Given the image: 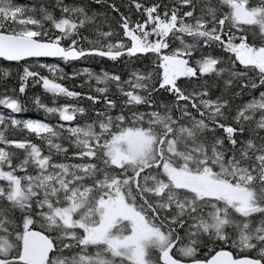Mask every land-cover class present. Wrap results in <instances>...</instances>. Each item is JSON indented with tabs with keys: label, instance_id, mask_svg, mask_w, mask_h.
Instances as JSON below:
<instances>
[{
	"label": "snow or ice",
	"instance_id": "1",
	"mask_svg": "<svg viewBox=\"0 0 264 264\" xmlns=\"http://www.w3.org/2000/svg\"><path fill=\"white\" fill-rule=\"evenodd\" d=\"M92 3L118 13L122 31L96 24L98 14L86 3L54 0L57 17L44 3L0 0V58L69 63L153 54L162 75L134 70L122 80L84 68L71 74L87 77L89 92L80 93L57 82L68 78L58 65H21L19 95L0 94V106L10 110L0 113V264H264V91L235 107L224 95L239 78L248 77L243 87L264 86V0L252 7L249 0H128L129 13L134 6L141 16L135 21L108 0ZM246 25L258 28L261 46L249 40ZM214 46L235 59L225 66V58L204 52ZM9 75L0 69V80ZM205 78L222 82L220 96L211 97ZM30 80L53 97L93 105L102 98L105 107L93 109L91 123L72 125L84 107L49 106L35 96L37 108L65 123L18 118L27 111L20 97ZM111 84L125 98L116 115ZM161 89L170 103H157ZM16 131L25 135L13 138ZM61 154L64 160L54 159ZM215 243L245 255L221 250L196 258L201 245Z\"/></svg>",
	"mask_w": 264,
	"mask_h": 264
},
{
	"label": "trees",
	"instance_id": "2",
	"mask_svg": "<svg viewBox=\"0 0 264 264\" xmlns=\"http://www.w3.org/2000/svg\"><path fill=\"white\" fill-rule=\"evenodd\" d=\"M14 2L17 5L20 6H26V7H32L36 6L39 7L41 3L47 4L50 11H53L54 15L59 17L61 15L59 9L53 8L54 0H14ZM66 4L69 5H79L82 3H86L90 5L89 11L90 12H96L98 14V18L96 21V24H99L104 30H108L109 28L121 32L122 30L119 29V26L117 24V21L120 19V16L118 13H114L111 11V9L107 8L106 5H100L92 3V0H64ZM141 3H144L146 5H151L152 3H161V4H168L170 0H140ZM215 3L216 0H213ZM108 3H115L118 7H120V11L127 14H131L132 20H138L141 19V16L135 12L134 6L132 8L131 13H129V10L126 5L128 3V0H108ZM261 3V0H249L248 7L252 6H259ZM218 6V5H217ZM107 13L108 15V22L104 23V14ZM90 28H94V26H89ZM245 29L248 30V36L249 40L253 43L254 46L259 47L262 44V41L260 39L259 30L255 26H242ZM85 34L92 35L93 38H95L94 33L92 32H86ZM185 39H190L188 37H185ZM179 42L177 41L176 44ZM204 52L206 53H212L216 56H221L225 58V66H228L231 61L235 59L234 55L231 53H225L222 52L219 48L213 47L211 49L205 48ZM37 59H29L28 61H21L19 63L17 62H7L2 59H0V69H7L10 72L9 77H7L4 80H0V94H4L5 91L7 95H19L18 93V87H19V74L22 72L21 65L27 64L30 68H35L36 65L33 63V61H36ZM39 63L43 64H49V65H58L60 68L64 70V73L67 74L68 78L63 80H57V82L61 83L62 85L66 86L70 90L80 92V93H88L89 88L88 85L85 83L87 77L83 74L80 76H77L75 78H72L73 72H81L84 68L90 69L93 73L100 74L101 69L114 74H119L122 78V80H126L129 78L130 73L132 71H139V72H146V71H152L155 74L159 73L162 75L163 69H159L156 67L157 60L154 58L153 54H149L147 57H141L140 59H133L132 61H129L127 57L122 58L118 61H111L108 59H101L99 57H85L77 61H71L69 63H64L60 59H38ZM235 64L237 66L238 70H243V66L239 65L238 61H235ZM42 75L45 76H51L50 73H48L47 69H38ZM248 76L256 79V82L259 83L258 77L254 72H249ZM209 80L210 85V95L214 99L217 96H220L222 94L223 84L222 82L217 83L213 85L212 81L213 78H205ZM248 77L239 78L236 81H234V84L231 86V89L229 92L224 93L225 98L232 99L233 107L235 105L247 102L251 100L253 97H258L260 92L264 91V86L257 87L255 89H252L250 87H243V83H248ZM90 83L94 87H103L104 85H96V82L90 81ZM181 84H186L187 86L191 87L190 84L185 80V78H181L179 81ZM16 88L17 92L13 93L11 89ZM239 92L240 95L233 97V93ZM92 95H97L94 91L91 92ZM108 95L115 99L117 102V107L113 109L112 115L119 114L121 111V108L123 107L122 101L125 99L123 96H121L115 88L114 84L110 85V91ZM157 103H170L173 100V97L165 92L163 89H161L158 93L155 94ZM39 96L40 100L43 104L49 105V106H57V105H79L81 107L85 108V113L82 115H78L77 119L72 123V125L80 124L83 125L85 123H91L94 119H96V113L93 111V109L96 110H103L105 105L104 101L101 98L100 102L93 105V103L85 98H67L63 96L59 97H53L52 94L47 93L44 91V89L39 85H32L31 80L29 81V86L26 89V94L23 97H20L26 108L27 111L24 113H21L18 118L26 119V118H32L35 120L45 121L50 124H58L62 123L59 121L58 116L54 114H46L43 109H39L36 107V105L33 103V97ZM55 101V104L53 103ZM140 111H145L146 106H138ZM0 111L8 115L10 113L9 109H6L2 106H0ZM127 111V109L125 110ZM11 131V130H10ZM25 135L24 133H20L18 131L15 132L13 138H20L21 136ZM217 136H223L224 133L222 130H217L216 132ZM247 135V133H245ZM33 139L35 143L40 145L44 152L47 153V146L42 144V142L38 139H36L34 136L30 137ZM65 146L67 145V142H63ZM75 151V148L70 147L69 148V154L71 152ZM54 159L57 161L64 160L63 154L54 156ZM18 162V161H17ZM66 162H79V161H66ZM258 219V217H257ZM36 230L41 231L39 228V225H37ZM183 234V233H181ZM211 249V250H210ZM218 250H225L229 251L233 254L234 257H242L245 255V253H241L238 249L232 248L230 246L223 245L222 243H215V244H209L208 247H204L203 245L200 246V251L198 253L197 259L205 260L208 258L212 253ZM89 251H94V249H90ZM174 252L176 249L173 250ZM154 255H158V253H154ZM247 255H252V253H247ZM127 264V262H125Z\"/></svg>",
	"mask_w": 264,
	"mask_h": 264
},
{
	"label": "water",
	"instance_id": "3",
	"mask_svg": "<svg viewBox=\"0 0 264 264\" xmlns=\"http://www.w3.org/2000/svg\"><path fill=\"white\" fill-rule=\"evenodd\" d=\"M0 59L4 60L3 58H0ZM29 59H58V58H53V57H41V58H29ZM4 61H5V60H4ZM7 62H10V61H7ZM38 231H39V230H38ZM218 251H221V250H218ZM218 251H215V252H218ZM224 251H225V250H224ZM215 252L212 253V254H211L208 258H206L205 260L210 259L211 256L215 254Z\"/></svg>",
	"mask_w": 264,
	"mask_h": 264
},
{
	"label": "rangeland",
	"instance_id": "4",
	"mask_svg": "<svg viewBox=\"0 0 264 264\" xmlns=\"http://www.w3.org/2000/svg\"><path fill=\"white\" fill-rule=\"evenodd\" d=\"M0 113H2V112L0 111ZM62 123H65V122H62Z\"/></svg>",
	"mask_w": 264,
	"mask_h": 264
}]
</instances>
